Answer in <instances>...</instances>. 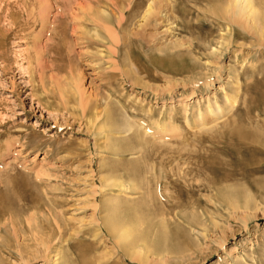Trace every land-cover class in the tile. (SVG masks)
<instances>
[{
	"label": "rangeland",
	"instance_id": "374dc122",
	"mask_svg": "<svg viewBox=\"0 0 264 264\" xmlns=\"http://www.w3.org/2000/svg\"><path fill=\"white\" fill-rule=\"evenodd\" d=\"M21 1L0 0V264H264V0L235 25L231 0H179L142 27L116 0H41L44 21Z\"/></svg>",
	"mask_w": 264,
	"mask_h": 264
},
{
	"label": "bare ground",
	"instance_id": "6f19581e",
	"mask_svg": "<svg viewBox=\"0 0 264 264\" xmlns=\"http://www.w3.org/2000/svg\"><path fill=\"white\" fill-rule=\"evenodd\" d=\"M38 1V0H37ZM41 0H39V6H40V8H38L39 9V11L40 12H38L39 13V15H40V17H41V21L43 20H45V13L47 12V7H46V4L44 3V1L42 2H40ZM95 1V0H94ZM197 1V0H196ZM195 1V2H196ZM198 1H200L201 2V0H198ZM214 1V0H213ZM29 2H31L32 4H34V2H36V0H22L19 4H18V2H17V5H18V7H23L22 9H21V11H24L23 9H25V10H27V15L30 13V16H31V12H33V9H29L30 10V12L28 11V9H27V7H26V5L27 4H30ZM101 2V4H103V5H105L106 4V2H103V1H101V0H97V1H95V2H93L94 4L96 3V5H95V7H97L96 8V10L98 9V10H100L99 8H98V3H100ZM109 2V1H108ZM111 2H113V1H111ZM117 4H116V7H118V10L117 11H119V9H123L124 10V5L126 6V9L124 10V11H121L120 13H121V15L122 16H124L122 19L120 18V16H119V18L121 19H118L119 20V25H126V23H128V21L130 22V20H132V19H134V18H136V17H139L138 19V22H141V24H139V25H141V27H142V25H147V24H151L153 21H155L154 20V18H161L160 20H170L169 18L171 17V14H173L172 15V17L173 16H175V14L177 13H179V9H177V5L176 4H180V3H182L181 1H179V0H148V1H146V0H116L115 1ZM184 2V1H183ZM224 2H226L227 3V1L226 0H224ZM51 3V2H50ZM54 3L56 4V6L57 5H61V2L60 1H57V0H54ZM70 3V2H69ZM110 3V2H109ZM188 3H190L189 2V0H188ZM194 3V2H193ZM193 3H191L192 5H193ZM196 3H198V2H196ZM112 4H114V3H112ZM146 4H147V6H146ZM186 4V3H185ZM195 4V3H194ZM199 4V3H198ZM223 4V3H222ZM221 4V5H222ZM259 4V3H258ZM15 5V4H14ZM182 5V4H181ZM12 6V5H11ZM71 6V5H70ZM92 6H94V5H92ZM102 6V5H101ZM108 6H110L109 4H108ZM107 6V7H108ZM227 6H228V4H227ZM113 7H115V4L113 5ZM120 7V8H119ZM182 7V6H181ZM187 7V6H186ZM229 9H227V11L225 12V14H228V15H222L223 17L222 18H224L225 17V19H227L226 17H228V20H230V21H232V22H234V25H235V22L236 23H239V22H241V20L243 21V19L245 20V21H251L253 18H258L257 17V11H255L254 10V6H253V1L252 0H231L230 2H229ZM29 8H30V6H29ZM37 8V7H36ZM90 8H91V12H93V9H92V7L90 6ZM94 8V7H93ZM102 8V7H101ZM109 8V7H108ZM111 8V7H110ZM10 7L9 8H7L6 9V11H3L2 10V13H0V23L2 24V22L4 21V20H7V19H10V18H12V16H13V12L12 11H10ZM38 9H37V11H38ZM185 9H187V8H185ZM15 10V9H14ZM16 10H18V9H16ZM65 10V9H64ZM69 10V9H68ZM111 10V9H110ZM19 11H20V9H19ZM18 11V12H19ZM103 11V12H102ZM101 12H102V16L104 15V18H102L104 21H106V19L107 18H109V14L107 13V12H105V11H107V10H102ZM69 12V11H68ZM114 12V11H113ZM185 12V11H184ZM4 13V15H2ZM20 13V12H19ZM85 13V12H84ZM119 13V12H118ZM216 13V12H215ZM91 13L90 12H88V13H86V14H84L83 16V19L85 18V19H87L86 18V16H88V15H90ZM162 14H164V15H162ZM187 14V13H186ZM217 14V13H216ZM215 14V15H216ZM262 14V13H261ZM15 15V14H14ZM162 16V17H159V16ZM60 16V15H59ZM65 16V15H64ZM184 16H185V14H184ZM91 17V16H90ZM95 18H97L96 17V15L94 16ZM94 17H91V19H93ZM100 17V16H99ZM176 17V16H175ZM264 17V16H263ZM26 18V17H25ZM89 18V17H88ZM118 18V17H117ZM259 18H260V16H259ZM262 18V17H261ZM2 19H4L3 21H2ZM13 19V18H12ZM29 19V18H28ZM32 19H34V18H32ZM38 19V18H37ZM37 19H35V20H37ZM91 19L90 20H88L89 22H91ZM116 19V18H115ZM124 19V20H123ZM173 19H175V18H173ZM40 20V19H39ZM56 20H58V19H56ZM56 20H55V22H56ZM117 20V21H118ZM227 20V21H228ZM263 19H261V21H262ZM2 21V22H1ZM11 21H14V20H11ZM10 20H9V22H11ZM33 21V20H32ZM58 21H60V20H58ZM99 19L97 18L96 20H92V22H94V29H95V35H96V39H98L99 37H100V35H99V33H98V31H99V29H100V27H101V25L103 26V27H105L106 28V25H103L102 24V22L100 23L101 25L99 26L98 24H97V22L99 23ZM102 21V20H101ZM116 21V22H117ZM136 21V20H135ZM167 21V22H168ZM229 21V22H230ZM253 21V20H252ZM257 21V20H256ZM8 22V21H7ZM6 22V23H7ZM86 22V21H85ZM137 22V23H138ZM232 22H230L231 23V25H232ZM17 23H18V21H17ZM25 23V22H24ZM28 23V22H27ZM247 23V22H246ZM257 23V22H256ZM14 24V23H13ZM33 24H35V23H33ZM57 24H58V22H57ZM97 24V25H96ZM159 24V23H158ZM250 24V23H249ZM8 25H10L9 23H8ZM11 25H12V23H11ZM16 25V24H15ZM15 25H12L13 27L15 26ZM54 25V24H53ZM53 25H51V27L53 26ZM90 25V24H89ZM128 25V24H127ZM132 25V24H131ZM260 25V24H259ZM83 26L85 27V25L83 24ZM92 26V25H91ZM233 26V25H232ZM255 26H257V25H254V27ZM27 27V25H25V28ZM67 27V26H66ZM65 27V28H66ZM88 27H90V26H88ZM108 27V26H107ZM124 27V26H123ZM3 28V27H2ZM15 28V27H14ZM20 28V27H19ZM19 28H18V30H19ZM91 28V27H90ZM253 28V27H252ZM256 28V27H255ZM257 29L259 30L260 29V27H257L256 28V31H257ZM262 29L264 30V21H263V23H262ZM261 29V30H262ZM3 30V29H2ZM16 30H17V28L15 29V32H16ZM68 30V29H67ZM108 30V29H107ZM137 30V29H136ZM261 30H260V33H261ZM262 30V31H263ZM63 31H64V29L62 28H60V25H57V27H52V28H50V32L49 31H47V32H49V37L50 38H47V39H49V41L48 42H50L49 43V45L48 44H46L45 45V47H52L53 46V44H55L54 42H55V40H57L58 41V43L59 42H61V40L63 41V40H65L66 41V39H64L63 37L65 36L64 35V33H63ZM75 31V30H74ZM102 31V30H101ZM3 32H4V30H3ZM8 32V31H7ZM12 32H14V30L13 31H11V33ZM20 32V31H19ZM26 32H28V31H26ZM45 32V31H44ZM76 32V31H75ZM86 32V34H87V31H85ZM2 33V32H1ZM6 33V32H5ZM10 33V34H11ZM106 33V32H105ZM9 34V35H10ZM15 35L17 34V33H14ZM21 34V33H20ZM85 34V35H86ZM108 34V33H107ZM111 34V33H110ZM109 34V35H110ZM259 34V33H258ZM262 34H263V32H262ZM2 35H3V33H2ZM48 34H46V36H47ZM103 35V34H102ZM237 35V34H236ZM4 36V35H3ZM45 36V37H46ZM81 36V35H80ZM98 36V37H97ZM0 37H1V35H0ZM19 37V36H18ZM25 37V36H24ZM230 37H232V36H230ZM230 37H229V39H230ZM263 37H264V35H263ZM3 38V37H2ZM33 38V37H32ZM63 38V39H62ZM81 38V37H80ZM233 38V37H232ZM261 38V37H260ZM38 39V38H37ZM68 39V38H67ZM82 39V38H81ZM80 39V40H81ZM100 39V38H99ZM84 40V39H83ZM1 41V40H0ZM47 41V40H46ZM64 41V42H65ZM102 41V40H101ZM112 41V40H111ZM48 42H46V43H48ZM51 42L53 43V44H51ZM63 42V43H64ZM87 42V41H86ZM104 42V41H103ZM113 42V41H112ZM37 43V42H36ZM90 43V42H89ZM59 44H61V43H59ZM34 45H35V43H34ZM39 45V44H38ZM44 45V44H43ZM83 45H84V43H83ZM95 45V44H94ZM41 46V45H40ZM56 46V45H55ZM58 46V45H57ZM66 46V45H65ZM88 46V45H87ZM90 46V45H89ZM4 47V46H3ZM2 47V48H3ZM32 47H35V46H33L32 45ZM63 46L61 45V48H62ZM2 48H0V50L2 49ZM41 48V47H40ZM39 48V49H40ZM64 48V47H63ZM90 48V47H89ZM100 48V47H99ZM43 49H44V47H43ZM45 49H47V48H45ZM56 49V48H55ZM3 50V49H2ZM42 50V49H41ZM174 50V49H173ZM176 50V49H175ZM30 51V50H29ZM31 51H33V49L31 50ZM45 51V50H44ZM47 51H49V50H47ZM37 52H39V51H37ZM36 52V53H37ZM42 52H43V50H42ZM46 52V51H45ZM54 52V51H53ZM22 53V52H21ZM33 53H35V50H34V52ZM38 54V53H37ZM42 54V53H41ZM48 54V53H47ZM58 54V53H57ZM36 54H29V55H27V57L25 58L26 60H24V62H27V65L26 66H30L31 65V63H32V59L35 57L36 58V56H35ZM46 55V54H45ZM51 55V54H50ZM49 55V56H50ZM52 56H54L53 55V53H52ZM22 57V56H21ZM34 58V59H35ZM45 58H46V56H45ZM90 58V57H89ZM37 59V58H36ZM41 60H44V58H42ZM54 60V59H53ZM5 61V60H4ZM150 61V60H149ZM35 62V61H34ZM161 62V61H160ZM43 63V62H42ZM33 65V64H32ZM36 65V64H35ZM39 65V64H38ZM38 65H36V66H38ZM24 66V65H23ZM43 66V65H42ZM36 68H38V71H40V68L39 67H36ZM48 69V68H47ZM33 70V69H32ZM44 70H45V68H44ZM27 71V70H26ZM36 71V70H35ZM37 72V71H36ZM40 73V72H39ZM42 74H43V72H42ZM32 75V74H31ZM129 75V74H128ZM42 77V76H41ZM67 79V78H66ZM77 79V78H76ZM68 80V79H67ZM75 81V80H74ZM79 82V81H78ZM68 83H70V82H68ZM67 83V84H68ZM135 83H136V81H135ZM74 85L76 86V84H75V82H74ZM66 86V85H65ZM48 87V86H47ZM77 87H78V85H77ZM77 87H75V89L77 88ZM66 88H67V86H66ZM66 88H65V90L63 91V92H65L66 91ZM67 89H69V88H67ZM73 89V88H72ZM77 89H79V88H77ZM44 90V89H43ZM70 90H71V88H70ZM69 90V91H70ZM46 91V90H45ZM72 91V90H71ZM71 91H70V93H71ZM68 92V91H67ZM47 93V92H46ZM78 93V92H77ZM63 94V93H62ZM61 94V95H62ZM84 94V93H83ZM49 95V94H48ZM65 95H67V93L65 94ZM64 95V96H65ZM61 97V96H60ZM67 97H69V96H67ZM76 97V96H75ZM80 97H81V95H80ZM66 98V97H65ZM65 98L63 97V99H64V101L66 102V100H65ZM74 98V97H73ZM73 98H72V100H73ZM60 99H62V97L60 98ZM62 99V100H63ZM84 99V98H83ZM61 100V101H62ZM71 100V99H70ZM79 100H80V98H79ZM82 100V99H81ZM229 100V99H228ZM98 102V101H97ZM51 103V102H50ZM78 103H79V101H78ZM89 103H90V101H89ZM89 103H87L88 104V106H90L89 105ZM92 103V102H91ZM90 103V104H91ZM94 104V103H93ZM111 104V103H110ZM49 105V104H48ZM78 105V104H77ZM96 105H98V104H96ZM107 105H108V102H107ZM109 106V105H108ZM111 106H112V104H111ZM110 106V107H111ZM113 106H115V105H113ZM112 106V107H113ZM49 107V106H48ZM75 107V106H74ZM77 107V106H76ZM76 107H75V109H76ZM78 107H79V105H78ZM77 107V108H78ZM108 108V109H110L111 111H112V107L111 108ZM234 107H235V99L233 98V99H231V100H229V102H228V105H227V110H222L221 108H220V106L219 107H216L217 109L216 110H214V108L213 109H209L208 110V112L210 113V114H213L214 116H220L221 118L222 117H224V116H226V114L227 113H229L232 109H234ZM52 108V107H51ZM67 108H69L68 106H67ZM80 108V107H79ZM115 108V107H114ZM211 108V107H210ZM72 109H73V107H72ZM118 109V108H117ZM91 110H93V113L91 112L90 114L92 115V116H98V113H97V111H96V108L94 109V108H92ZM90 110V111H91ZM109 110V111H110ZM120 110V109H119ZM68 111H70V110H68ZM73 111V110H72ZM105 111V110H104ZM87 112V108L86 109H83L82 110V112L81 113H83V114H85ZM114 112V111H113ZM121 112V111H120ZM119 113V112H118ZM122 113V112H121ZM106 114L107 115H109L108 114V112L106 111ZM105 114V115H106ZM116 114V113H115ZM68 115V114H67ZM75 115V114H74ZM86 116L87 115H89V111L85 114ZM122 115V114H121ZM121 115H120V117H121ZM222 115V116H221ZM70 116H72V115H70ZM69 116V117H70ZM76 116V115H75ZM74 116V117H75ZM197 116H199L198 118H199V121H203V114H199V115H197ZM205 116V115H204ZM78 117V116H77ZM77 117H75V118H77ZM87 117H89V116H87ZM122 117H124V116H122ZM234 117V116H233ZM79 118V117H78ZM77 118V119H78ZM83 118V117H82ZM90 118V117H89ZM88 118V119H89ZM88 119H87V121H88ZM96 119V118H95ZM122 119H124V118H122ZM85 120V119H84ZM77 121V120H76ZM91 121V120H90ZM91 123V122H90ZM124 123V122H123ZM133 122H131V124H132ZM84 124V123H83ZM128 124V123H127ZM127 124H125V125H127ZM239 124V123H238ZM138 125V124H137ZM137 125H133L134 126V128L137 126ZM158 125V124H157ZM160 125V124H159ZM162 125H166L165 124V122L162 124ZM161 125V126H162ZM245 125V124H244ZM128 126V125H127ZM130 126V125H129ZM129 126H128V128H129ZM140 126V125H139ZM138 126V127H139ZM156 126V125H155ZM168 126V125H167ZM107 128V127H106ZM127 128V129H128ZM159 128V127H158ZM163 128V131L164 132H167V128L166 127H162ZM126 129V128H125ZM124 129V130H125ZM126 129V130H127ZM130 130H132V128H129ZM138 129V128H137ZM140 129V128H139ZM236 129H238V128H236ZM134 130V129H133ZM143 130V129H142ZM159 130V129H158ZM129 131V130H128ZM128 131H126V133L128 132ZM137 131V130H136ZM140 131V130H139ZM137 132L136 134H135V136L137 137V138H139L138 137V133H141L142 135H144V133H146V132H148L147 131V129H146V132ZM238 131V130H237ZM129 133H132L131 131L129 132ZM128 133V134H129ZM141 134H139V135H141ZM243 134V133H242ZM27 135V134H26ZM22 136V135H21ZM146 136H147V134H146ZM34 137V136H33ZM31 139H33V138H31ZM140 139H142V138H140ZM140 139H137V140H139L140 141ZM142 141V140H141ZM29 143H30V141H29ZM34 143H37V141L35 142L34 141ZM42 145V144H41ZM29 198V197H28ZM31 198V197H30ZM108 224V230L110 231V233H113V235L116 237V239H118V241H117V243L118 244H121L122 245V247H123V245H124V243L126 242L125 240H127L128 239V237L130 236V235H128V234H126V233H123V232H120L121 234H118L117 232H116V228L114 227V225H112L111 223H107ZM107 226V225H106ZM31 227V226H30ZM34 227V229L36 228L35 226H33ZM33 227H32V229H33ZM50 227V226H49ZM42 228V227H41ZM33 229V230H34ZM40 230V229H39ZM35 231V230H34ZM41 231H43V230H41ZM36 232V231H35ZM40 232V231H39ZM35 235V234H34ZM61 236V235H60ZM18 239V238H17ZM129 240H127V242H128ZM55 242V241H54ZM69 249V248H68ZM61 254V253H60ZM130 254V253H129ZM136 254V253H135ZM133 255V258L135 257V258H137V260H139V262L140 261H142L143 260V258L139 255V254H136V255ZM131 257H132V255H131ZM142 259H141V258ZM136 260V259H135ZM52 261V260H51ZM51 263V262H50ZM25 264V263H24Z\"/></svg>",
	"mask_w": 264,
	"mask_h": 264
}]
</instances>
